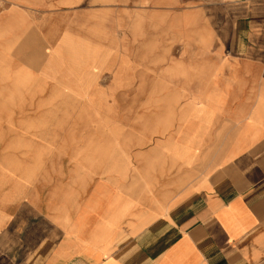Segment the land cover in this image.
Returning a JSON list of instances; mask_svg holds the SVG:
<instances>
[{"label":"crops","instance_id":"1","mask_svg":"<svg viewBox=\"0 0 264 264\" xmlns=\"http://www.w3.org/2000/svg\"><path fill=\"white\" fill-rule=\"evenodd\" d=\"M179 23L193 78L145 139L106 112L56 142L0 127V264H264V0Z\"/></svg>","mask_w":264,"mask_h":264},{"label":"rangeland","instance_id":"2","mask_svg":"<svg viewBox=\"0 0 264 264\" xmlns=\"http://www.w3.org/2000/svg\"><path fill=\"white\" fill-rule=\"evenodd\" d=\"M209 1L13 0L14 7L0 0V15L16 9L24 24L0 39V127H20L25 134L16 137L26 143L56 142L77 139L106 112L145 139L177 105L168 101L180 93L179 80L193 78L179 17Z\"/></svg>","mask_w":264,"mask_h":264}]
</instances>
